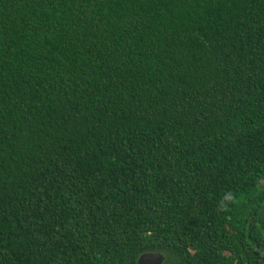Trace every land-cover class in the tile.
<instances>
[{
  "label": "trees",
  "instance_id": "16d2710c",
  "mask_svg": "<svg viewBox=\"0 0 264 264\" xmlns=\"http://www.w3.org/2000/svg\"><path fill=\"white\" fill-rule=\"evenodd\" d=\"M264 264V0H0V264Z\"/></svg>",
  "mask_w": 264,
  "mask_h": 264
},
{
  "label": "water",
  "instance_id": "95a60500",
  "mask_svg": "<svg viewBox=\"0 0 264 264\" xmlns=\"http://www.w3.org/2000/svg\"><path fill=\"white\" fill-rule=\"evenodd\" d=\"M165 258L161 252H148L139 256L137 264H163Z\"/></svg>",
  "mask_w": 264,
  "mask_h": 264
}]
</instances>
